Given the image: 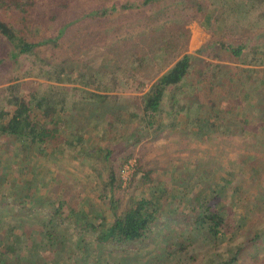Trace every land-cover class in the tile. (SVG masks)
Returning a JSON list of instances; mask_svg holds the SVG:
<instances>
[{"label":"rangeland","instance_id":"rangeland-1","mask_svg":"<svg viewBox=\"0 0 264 264\" xmlns=\"http://www.w3.org/2000/svg\"><path fill=\"white\" fill-rule=\"evenodd\" d=\"M143 1L37 0L24 33L25 40L36 45L34 54H21L14 62L10 58L11 44L0 34V104L2 102L4 107L12 109L13 104H5L7 94L12 90L24 95L36 91L40 96L49 94L54 99L66 94L67 98L76 99L75 112L86 116L83 103L78 102L83 87L56 82L49 75L39 72L40 68L48 70L62 60L66 61L67 69L79 64L89 70H103L107 76L116 75V89L111 94L117 91L121 105L130 99L138 103L141 94L152 82L151 73L159 71L161 63L154 62L148 72H135L128 61L125 62V54L137 49L140 53L151 55L153 43L164 45L167 37L176 34L180 27L187 36L181 38L177 50H162L164 64L178 58L183 52L191 53L194 56L191 70L194 77L196 69L205 61L256 65L264 62V54L260 53L264 49V19L258 17L262 7L248 10L242 5L236 7L233 4L230 9L225 6L224 13L217 19L213 18L211 27L206 28L205 14L212 9L215 15L220 12L218 7L214 8L215 0H150L147 5ZM131 4H137L136 8L121 9L123 5ZM104 8L108 9L107 14L94 17V11ZM17 16L18 13L13 11H0V19L16 27ZM123 38L126 40L124 43ZM222 43L242 47L241 58L234 61L236 58L220 46ZM204 72L208 75L206 69ZM251 112L255 113V110ZM122 117L120 119L124 121L125 115L122 114ZM41 118L38 117L36 121ZM136 123L137 120L119 122L113 133L114 127L103 136L97 123H94L95 128L90 134L83 136L85 147L99 144L115 150L112 168L116 175L121 155H132L120 173V188L109 190L108 169L94 155L88 157L71 150V160L60 163V169L55 171L67 172L66 177L77 182L72 184L76 193L81 195L83 189L88 191L89 200L102 213L109 211V199L118 201L120 211L129 204L131 195L139 187L140 172L134 176L137 163L143 165V169L155 167L157 176L164 177L168 182H180L184 177L195 178L198 188L205 186L202 192L205 199L211 205L218 203L221 207L223 225L230 224L223 239L210 243L196 231L195 226L189 231L187 224L184 223L185 228H181V220L172 219L155 228L152 237L144 239V243L129 251H115L108 245L91 242L89 239L92 236L78 234L79 230L74 226H70L71 230L67 226L65 230L55 225L58 234L54 232L51 237L58 242L49 243L37 232L38 229H54L53 224H44L47 216L43 212H37L39 217L22 216L18 207L8 204L0 206V255L11 259L21 257L29 264H213L227 261L241 249L235 264H264V239L254 238L264 226V148L259 145V138L253 135L240 137L237 134H210L199 138L169 129L144 132L139 129L140 141L121 152L126 146V136L132 127H137ZM69 128L70 124L65 127L66 136L72 138L74 134L70 135ZM251 129L256 134L257 128ZM72 152L74 155L76 152V155L72 156ZM240 160L244 162L243 167L237 168L238 176L231 183L237 207H243V223L238 226L237 222L232 223L230 209L224 210L228 200L223 194L224 190L213 192V189L226 169L235 162L240 164ZM255 162L259 166L251 170ZM166 163L169 168H158V165ZM105 192L107 198L99 197Z\"/></svg>","mask_w":264,"mask_h":264},{"label":"trees","instance_id":"trees-1","mask_svg":"<svg viewBox=\"0 0 264 264\" xmlns=\"http://www.w3.org/2000/svg\"><path fill=\"white\" fill-rule=\"evenodd\" d=\"M150 0H144L143 4H149ZM214 8L220 10L217 15L213 13L214 9L206 13L204 16V26L206 28L211 27V20L213 18H218L219 15L224 13V7L231 8V6L240 5L244 6L248 10L258 9L262 7V11H259L258 17L264 19V0H215ZM227 3H230L227 5ZM37 5V0H0V11H13L18 13L16 17V25L11 24L5 20L0 19V34L11 44L10 58L17 62L21 54H34V48L36 45L25 40L24 33L27 28V22L31 15L33 14ZM135 5H123L121 9H132L136 8ZM115 7H111L113 9ZM107 14L108 9L104 8L101 11H94L92 14L101 15ZM184 30L180 27L176 34L169 35L165 40L164 45H159L153 43V53L151 55L145 53H140L137 49L128 51L125 54V62L128 61L129 67L138 72L143 70L148 72L150 66L156 61L161 63L159 71L151 73L152 82L146 91H144L138 103H133L132 109L136 111L133 113L134 118H143L147 126H151L159 121V118L164 112V99H168L169 110L166 111L169 115L170 111L177 108L179 110L186 107L184 104L179 105L177 99V92L182 87L183 84L194 85L196 83H201V81H206L204 88V100L205 102L198 103L199 111L205 114V120L207 122H214L213 124L218 125L222 128L228 127H238L244 132H251L248 130L247 124H249V119L247 117H241V112L236 108L229 105L223 111H219L217 104V99L213 97V87L218 74L221 75L222 79L230 80L236 76L237 71H223V65L221 63H212L205 61L201 66L196 69L195 79L192 81L189 74L194 65V56L191 53L183 52L178 58L164 64L163 59L164 48L169 51L177 50V47L181 44V38L183 39L187 36L183 32ZM125 38L122 39L124 43ZM226 51L230 52L235 58L240 59L242 56V47L240 46H226L224 43L220 44ZM262 52V51H261ZM264 54V49L263 52ZM36 56V55H34ZM132 58V61H129ZM66 61L62 60L59 64L50 66V69L43 70L39 69L42 74H47L59 83H71L76 86L83 87L81 98L78 102L83 103L84 110L88 119H90L91 124L101 123L103 120H107L108 128L111 129L115 124H118V120L115 117V96L111 94L116 89V75L107 76V72L100 70H89L85 65L76 64L72 68L67 69ZM208 71V75L205 74L204 70ZM230 70V69H229ZM62 74H65L62 77ZM254 72L251 69H243L241 77H239L238 84L227 83V89H230L233 98L236 99L240 97L243 99L247 106L254 107L258 110V113H264V104L261 102L264 98V93L259 98L255 97L249 92H247L244 87L245 84L250 81L253 77ZM256 74V73H255ZM189 77V78H188ZM16 78H12L14 80ZM226 85V84H225ZM76 89V88H75ZM168 91V96H167ZM82 100V101H81ZM13 104L14 110L12 115L7 118L5 122L1 120L5 119L3 113L4 104H0V131L16 142L20 143L21 151L30 153L35 145H49L53 146L59 153L62 152V146L68 148H74L77 152L86 154L89 156H95L96 159L103 158L105 161V168L108 169V181L107 186L109 190L112 191L114 188H120L122 184L121 171L123 166L130 160L132 155L122 154L119 161V167L117 175L114 174L112 168L113 149L109 146H101L99 144H94L92 146H83V133L84 123L78 119L80 113H76L74 118L75 135L74 137H63L59 133V124L61 123L63 117L61 116L63 112H70L72 109L76 110L77 101L76 99H69L67 95L60 96L57 99L51 97L47 94L45 96H40L36 91H30L28 95L19 94L13 90L7 94V99L5 104ZM136 104V105H134ZM184 105V106H183ZM34 108L42 113V120L36 121V115L34 113ZM108 114L109 117L105 119V115ZM115 117V118H114ZM161 117V118H162ZM161 122L158 123V129L164 127V120L160 119ZM120 123L125 122L121 119ZM264 128V125H263ZM133 134L126 137L125 143L127 148L129 145H134L140 141L141 136ZM74 140V141H73ZM236 166L229 172L226 173L227 176H235ZM143 172L142 183H146L150 187H146L147 191L152 192L151 197L141 196L139 199H134L131 197L130 205L122 211V213H117V203L115 199L110 200L111 211L114 214V220L112 224L102 231L98 232L97 238L100 241H104L106 244L115 247L116 249H121L122 251H129L134 249L139 245L138 242H143L144 239L150 238L153 234V228L160 223L161 215L163 214L160 209V198L164 197V191L167 189L163 186L162 181H158L157 184H152L154 179L151 178V170L144 169L137 163L136 174ZM135 178V177H134ZM152 184V185H150ZM146 185V186H147ZM222 184L223 186H226ZM224 188V187H223ZM108 190V191H109ZM163 190V192L161 191ZM107 196V192L103 193ZM194 201L197 202L199 211L195 212L194 224L197 228L204 234L206 238L211 241L220 239V236L225 235V230L222 231L223 216L217 210L210 209L205 199L199 196L194 197ZM62 204L58 203L55 208H53L54 215L62 214ZM62 216V215H61ZM184 223H189L188 217L184 216ZM79 221L80 225L89 226L91 223L88 219L86 213L81 216L72 217ZM92 225V224H91ZM237 257H232L227 261L214 264H235ZM0 264H29L23 258L16 257L11 259L7 256L0 255Z\"/></svg>","mask_w":264,"mask_h":264},{"label":"crops","instance_id":"crops-1","mask_svg":"<svg viewBox=\"0 0 264 264\" xmlns=\"http://www.w3.org/2000/svg\"><path fill=\"white\" fill-rule=\"evenodd\" d=\"M243 51V48H242ZM263 52V51H262ZM260 51V53H262ZM263 54V53H262ZM234 61H238L237 58ZM211 62V61H209ZM245 62V60H244ZM213 63V62H212ZM215 63H221L223 65L222 70L227 71L228 73L230 71H237L236 76L230 80L222 79L221 75L218 74L215 84L213 87V97L217 99V104L219 107V111H223L227 107H229L230 104L234 108H236L241 113V117H247L249 119V124H247L248 130L250 129L251 132H244L242 129L238 128L237 126L232 128H222L219 127L216 124H213L212 122H207L205 120V114L198 109V103L199 102H205L204 100V88L206 85V81H201V83H196L194 85H188L183 84L182 87L177 92V99L179 101V105L184 104L186 107L184 109L179 110V108L170 111L169 115H167V112L169 110L168 105V99L165 97L164 99V112H162V115L159 118V121H157L155 124L151 126H147L143 118H134L133 113L135 114L136 111H133V101L125 100L124 103L121 105L120 100L117 96V91L114 92V96L116 98L115 100V108L114 113H116L115 117L117 120H120L122 117V114L125 115L124 121L127 123L133 122V120H137V127H132V131L128 133L126 137H129L133 134H137V131L139 129L149 131L151 129H154L155 131L159 130H165L169 129L170 131H176V132H183L184 134L190 135L192 134L194 137H207L210 134H217L219 136H232L234 134H237L240 137H250L257 136L259 138V145H261L262 149L264 148V113L259 114L258 110L254 107H249L246 105L245 101L241 99L240 97L234 99L232 92H230V89L226 90L227 83H231V86L233 84H238L239 77H241L243 73V69H251V71L254 72L253 77L250 81H248L245 84L244 89L253 94L256 95L255 97L259 98L264 93V62L261 64H251V63H242V64H236V63H222L221 60L217 61ZM230 69V70H229ZM232 71V72H233ZM256 73V74H255ZM230 74V73H229ZM192 75V76H191ZM231 75V74H230ZM190 79L192 78V81L195 79L194 74H189ZM188 77V78H189ZM252 83H254L252 85ZM226 84V85H225ZM168 96V91H167ZM264 104V98L261 101ZM167 105V107H166ZM183 105V106H184ZM120 109H119V107ZM255 110V113H252V110ZM14 110V106L12 109H7L6 107L3 108V113L5 115V119L1 120V122H5L7 118H9ZM37 109L34 108V113L39 114L36 115V119L38 117H42V113L40 111H36ZM125 113V114H124ZM76 112L75 110H71L68 112L62 113V121L59 124V133L66 137L67 132L65 127L70 124V135H75V126L74 123ZM173 115V116H172ZM105 119L109 117L108 114H106ZM114 117V118H115ZM162 117V118H161ZM43 118V117H42ZM41 118V120H42ZM78 119L82 123H84V128L82 130L83 135L85 133L90 134L89 132L92 131L95 127L91 124L90 119H88L87 116H79ZM160 119L164 120V127L158 129V123L161 122ZM40 120V121H41ZM169 120V121H167ZM168 122V123H167ZM254 122V123H253ZM119 123V122H118ZM115 124L111 129L112 133L115 130ZM97 127L100 128L101 132L100 135L103 136V134H109V128L107 125V120L101 121V123L97 124ZM96 127V128H97ZM252 127H256V134L252 132ZM73 132V133H72ZM86 136V135H85ZM126 139V138H125ZM84 140H82L83 143ZM257 141V142H258ZM138 143V142H137ZM136 143V144H137ZM134 144V145H136ZM130 146V145H129ZM126 149V148H125ZM71 150L74 152V148H68L65 146H62V152L58 153L56 149L51 145H35L34 149L30 153H26L21 151V146L19 142H16L10 138H7L3 132L0 131V206L4 207L8 204H13V206L18 207L17 210L22 211L21 215H34V216H40L37 212H43L47 218L44 221V224H53V228L51 231H46L42 229H38L37 232L40 233L43 240L48 241L49 243H57L58 241H55L53 237H51L52 233L58 234L57 229H55L56 226H60L61 228L64 227V229H67V226L70 229V226L79 230L78 234H88L91 237V242L99 243L102 245H108V247L114 248L115 251H122L121 249H116L113 246H110L109 244H106L104 241H100L97 236L98 232L102 231L103 229H107L114 220V214L111 211V205L109 208V211L106 213H102L100 210L97 209L96 206H93V203L89 200L90 197H88V191L84 190L82 191V194L76 193V189L72 187V184L76 181L74 179L67 178V172H59L57 173L55 169H60V163L64 162L67 163V160H71L70 152ZM124 150V148L121 149V152ZM79 150L78 152H80ZM113 150V155H115L116 152ZM72 152V156L75 155ZM65 155L66 157L62 156ZM86 155V154H85ZM98 160L102 163V166L105 167V161L103 158H98ZM112 163H114L112 161ZM244 162L240 160V164L233 163L229 166L228 169L221 175V177L217 180L216 185H214L213 192L217 189L224 190L223 194L228 197L227 205L225 206V212L229 208V212L233 217L232 223L238 224V226H241L243 223V215H242V208L237 207V200L235 201V197L233 196L231 190L233 189L231 186V183L233 180L238 176L237 173L235 176H227L226 173L231 171L235 166L237 168L242 169ZM139 165H141L139 163ZM257 163H252L250 169H255V167H258ZM143 167V165H141ZM152 168V169H151ZM158 168L160 170H164L166 168H169L168 163L165 165H158ZM236 168V171H237ZM151 170V178L154 179V182L152 184H157L158 181H162L164 184L163 186L167 189L164 191V197L160 198V209L162 211L160 223L157 224L153 229L160 227L165 221L172 220V219H179L181 220L182 224L180 225L181 228H185L184 225V216L188 217L189 223H185L188 226V230L190 231L192 226H195V229L197 232H199L206 240H208L210 243H216V240L211 241L208 238L204 236V234L199 230V228L196 227L194 224V216L195 212L199 211V208L197 206V202L194 201L195 196H199L202 199H205L204 194L202 195V192L205 190V186H201L198 188L195 185V178L191 179V177H184L180 180V182H168V180H165V178L162 176H157V173H155V167H150ZM144 170V169H143ZM146 170V169H145ZM168 172V171H166ZM142 174L143 172H140L139 175V187H136L138 189L135 191L134 195H131L134 199H139L141 196H147L151 197L152 192L147 191L146 187L148 186L146 183H142ZM109 177V175H108ZM226 186L222 187V184H225ZM140 183V184H139ZM150 184V185H152ZM196 184L199 186L200 183L196 182ZM81 185H83L81 183ZM147 185V186H146ZM84 186V185H83ZM163 192V190H161ZM85 192V194H84ZM78 194V195H77ZM99 197L107 198V196H104L103 194L99 195ZM207 204L210 206V209L217 210L219 213L222 214L221 207L217 204L211 205L209 203V200L205 199ZM110 201V199H109ZM58 203L62 204V216L61 215H54L53 214V208ZM110 203V202H109ZM129 204L125 206L128 207ZM94 207V208H93ZM123 209V210H124ZM35 213H37L35 215ZM86 213L88 216V219L90 221L89 226H83L80 225L79 221L75 220L74 216H81L82 214ZM117 213H122L118 209L117 206ZM175 213L174 216L171 214ZM223 216V214H222ZM43 219V217H41ZM224 219V216H223ZM230 224L222 225V231L225 230V235L229 231ZM71 230V229H70ZM154 234V230H153ZM151 235V237L153 236ZM225 235L220 236L222 239L225 237ZM220 238V239H221ZM254 238L257 240L264 239V226L254 235ZM62 243V242H61ZM138 243H144V242H138ZM241 251V249H239ZM232 255V257H237L239 251ZM230 257V258H232ZM229 258V259H230ZM236 259V261H237ZM226 261V260H224ZM235 261V263H236ZM217 263V262H214ZM213 263V264H214ZM220 263V262H218Z\"/></svg>","mask_w":264,"mask_h":264}]
</instances>
